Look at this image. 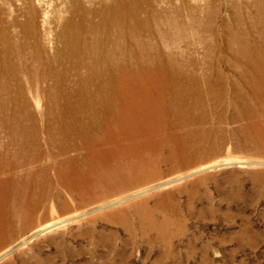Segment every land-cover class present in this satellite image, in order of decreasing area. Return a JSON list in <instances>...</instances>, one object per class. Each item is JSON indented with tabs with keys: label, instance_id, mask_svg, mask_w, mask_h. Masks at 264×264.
Listing matches in <instances>:
<instances>
[{
	"label": "bare ground",
	"instance_id": "bare-ground-1",
	"mask_svg": "<svg viewBox=\"0 0 264 264\" xmlns=\"http://www.w3.org/2000/svg\"><path fill=\"white\" fill-rule=\"evenodd\" d=\"M98 1V10L81 12L100 21L69 23L58 15L53 57L44 42L0 30V249L51 230L54 218L64 222L70 205L77 213L223 156H264V45L234 46L235 78L219 70L199 78L157 47L127 39L145 34L141 0ZM70 6L78 5L65 12ZM27 14L25 23L9 24L35 30L31 3ZM182 36L178 28L169 39ZM27 96L38 99L36 108L41 99L36 112ZM198 186L178 191L189 188L194 197ZM107 217L143 235L172 225L169 213L145 199ZM16 260L51 258L35 262L20 253L4 264Z\"/></svg>",
	"mask_w": 264,
	"mask_h": 264
},
{
	"label": "rangeland",
	"instance_id": "rangeland-1",
	"mask_svg": "<svg viewBox=\"0 0 264 264\" xmlns=\"http://www.w3.org/2000/svg\"><path fill=\"white\" fill-rule=\"evenodd\" d=\"M30 3L37 12L36 29L21 30L16 24H9L12 20L25 23ZM71 3L78 6H70V11L65 12L64 7ZM141 3L145 34L136 32L127 39L157 47L176 59L174 64L179 70L196 77L210 76L219 70L233 79L238 64L234 46L264 45V0ZM99 8L98 0H0V20L5 23L0 30L44 42L47 54L53 57L61 29L58 15L69 23L97 22L100 18L90 14L84 18L81 11ZM174 9L177 14L172 13ZM167 22L174 27L166 28L163 23ZM178 28L183 36L170 40ZM159 35L166 36L163 42ZM136 46H126V55L131 56ZM26 98L33 112L41 107V99L36 108L38 99ZM196 181L199 186L194 197L188 196L189 188L178 191ZM168 193L171 196L166 197ZM141 199L148 200V206L159 205L169 213L172 225L167 232L143 235L107 217ZM73 210L70 205V213L60 224L57 223L62 220L56 218L48 222L46 225H56L51 230L40 235L26 233L28 243L15 240L1 248L0 264L20 253L31 255L35 262L49 257L50 264H264V156H223L182 173L161 176L77 213ZM48 236L51 241L46 239ZM36 241L37 245L31 247ZM15 264L24 263L16 260Z\"/></svg>",
	"mask_w": 264,
	"mask_h": 264
}]
</instances>
